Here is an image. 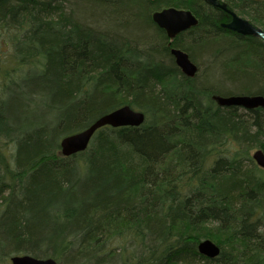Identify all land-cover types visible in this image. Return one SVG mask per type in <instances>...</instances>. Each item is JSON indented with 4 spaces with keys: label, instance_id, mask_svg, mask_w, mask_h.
Returning <instances> with one entry per match:
<instances>
[{
    "label": "trees",
    "instance_id": "1",
    "mask_svg": "<svg viewBox=\"0 0 264 264\" xmlns=\"http://www.w3.org/2000/svg\"><path fill=\"white\" fill-rule=\"evenodd\" d=\"M224 1L264 31V0ZM168 6L198 19L172 41L151 19ZM219 19L202 0H0V76L14 90L0 104V264H264V170L251 157L264 107L212 98L264 96V41ZM125 104L140 126H103L61 154L63 136ZM203 239L218 256L198 252Z\"/></svg>",
    "mask_w": 264,
    "mask_h": 264
},
{
    "label": "water",
    "instance_id": "2",
    "mask_svg": "<svg viewBox=\"0 0 264 264\" xmlns=\"http://www.w3.org/2000/svg\"><path fill=\"white\" fill-rule=\"evenodd\" d=\"M212 6H218L232 15L230 22L223 24L229 30L242 35H251L264 39L263 31L254 26L248 20L238 16L235 12L226 8L224 3L218 0H204ZM152 21L162 29L169 41H172L181 32H184L198 24L196 16L188 9H178L175 7H164L151 14ZM174 59L175 65L187 77H193L197 72V66L190 60L188 54L175 47L169 50ZM213 100L221 107H240L243 109H256L264 107V96L260 94H231V95H213ZM144 113L125 104L110 112L102 114L95 118L87 127L63 136L59 141L60 152L63 156H70L84 151L95 133L103 126L138 127L144 122ZM251 157L255 164L264 169V151L255 149ZM197 250L201 255L207 258L218 256L220 248L211 240L203 239L198 242ZM10 264H59L51 258H36L30 255H14L9 259Z\"/></svg>",
    "mask_w": 264,
    "mask_h": 264
},
{
    "label": "rangeland",
    "instance_id": "3",
    "mask_svg": "<svg viewBox=\"0 0 264 264\" xmlns=\"http://www.w3.org/2000/svg\"><path fill=\"white\" fill-rule=\"evenodd\" d=\"M164 8V7H163ZM162 9V8H161ZM157 10H160V9H157ZM156 11V10H155ZM154 12V11H153ZM243 18H245L246 20H248L249 22H251L252 23V21L247 17V16H243V15H241ZM252 24H254V23H252ZM255 26H258V25H256V24H254ZM111 26V24L108 26V30L110 29L109 27ZM260 27V26H259ZM119 28V27H118ZM117 28V30L118 31H120L119 29ZM111 30L113 31V26H112V28H111ZM151 32V31H150ZM151 34V33H150ZM257 38H259V37H257ZM169 40V39H168ZM240 44H243L244 42H242L241 40H240V42H239ZM245 45V44H244ZM195 56V58L197 59V56L196 55H194ZM7 59V56L5 57V54H2V52H0V62H2V61H4V60H6ZM203 60V59H202ZM198 65H199V63H197ZM199 74L201 73H204V71H205V68H206V64L205 63H200V65H199ZM0 72H1V68H0ZM8 74H9V72H6V71H4V72H2L1 73V76H0V104H2V101H3V99L5 98H7L6 99V103L8 104L9 103V97H10V95H11V93L12 92H14V90H13V88L11 87V86H9L7 89H6V92H5V87H6V84L10 81V77L8 76ZM2 76H3V78H2ZM219 77V75H218V72L216 71V68H210V69H208V78H218ZM15 95L16 96H18L19 94H17V93H15ZM44 113H48V111L46 110V108H44L43 107V105L42 104H40L39 105V108H38V110L36 111V116L35 117H33L32 116V122H33V124L31 125V126H37V125H39L40 123H42L46 118H43L42 116H40V114H44ZM9 147L11 148V145H9ZM9 148V149H10ZM254 150V149H253ZM253 150H252V152H253ZM251 152V153H252ZM264 170V169H263ZM6 264H10V262H8V263H6Z\"/></svg>",
    "mask_w": 264,
    "mask_h": 264
},
{
    "label": "flooded vegetation",
    "instance_id": "4",
    "mask_svg": "<svg viewBox=\"0 0 264 264\" xmlns=\"http://www.w3.org/2000/svg\"><path fill=\"white\" fill-rule=\"evenodd\" d=\"M202 1L205 2L204 0H202ZM220 1H221V2H225L224 0H220ZM205 3H206V2H205ZM225 3H226V2H225ZM206 4H207V6H210V7H212L213 9H215V10L217 9V10L219 11V13H220V19H219L218 25H219L222 29L227 30V28L224 27V26H222V25L225 24V23L230 22L231 19H232V15H231L229 12H227L226 10H224V9L218 7V6H212V5L208 4V3H206ZM226 8L229 9L230 11H233V12L237 13V11H235L234 9L228 7L227 3H226ZM237 14H238V13H237ZM186 31H187V30H186ZM184 32H185V31H184ZM169 50H170V49H169Z\"/></svg>",
    "mask_w": 264,
    "mask_h": 264
},
{
    "label": "bare ground",
    "instance_id": "5",
    "mask_svg": "<svg viewBox=\"0 0 264 264\" xmlns=\"http://www.w3.org/2000/svg\"><path fill=\"white\" fill-rule=\"evenodd\" d=\"M220 3H224L225 5H226V3L225 2H221L220 0H218ZM235 10V9H234ZM236 11V10H235ZM237 14V13H236ZM238 16H240V17H242L239 13L237 14ZM244 16V15H243ZM243 18V17H242ZM245 19V18H244ZM251 23V22H250ZM254 25V24H253ZM255 26V25H254ZM256 27H258V28H260L262 31H263V29L261 28V27H259V26H256ZM227 31H229L230 33H233V34H236V35H238V36H245V37H247V36H251V35H242V34H240V33H237V32H235V31H232V30H229V29H227ZM263 33H264V31H263ZM251 37H255V36H251ZM261 40H263L264 41V39L263 38H261V37H259ZM171 48V47H170ZM231 95V94H230ZM217 245V244H216ZM218 246V245H217Z\"/></svg>",
    "mask_w": 264,
    "mask_h": 264
}]
</instances>
